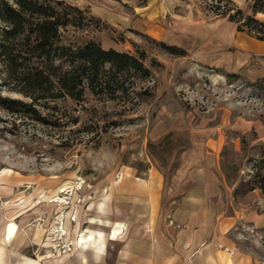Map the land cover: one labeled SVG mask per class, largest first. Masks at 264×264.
Returning <instances> with one entry per match:
<instances>
[{"label":"rangeland","instance_id":"1","mask_svg":"<svg viewBox=\"0 0 264 264\" xmlns=\"http://www.w3.org/2000/svg\"><path fill=\"white\" fill-rule=\"evenodd\" d=\"M39 1L72 20L60 29V45L95 42L139 59L149 75L122 74L97 92L85 83L83 98L74 100L58 82L63 60L51 67L33 51V37L11 41L13 62L0 59V172L16 178V236L30 239L16 253L34 260L72 253L77 236L91 229L104 233V249L115 254L140 225L134 220L142 210L130 204L146 200L150 174L160 178L165 216L188 176L209 167L229 201L222 211L240 216L232 241L264 261V225L246 218H264V193L246 192L264 153V92L251 86L264 77V43L221 16L231 8L249 14L250 1L114 0L133 27L145 12L143 29L110 26L74 0ZM5 29L0 22V36ZM57 197L63 203L52 202Z\"/></svg>","mask_w":264,"mask_h":264},{"label":"crops","instance_id":"2","mask_svg":"<svg viewBox=\"0 0 264 264\" xmlns=\"http://www.w3.org/2000/svg\"><path fill=\"white\" fill-rule=\"evenodd\" d=\"M72 2L78 8H88L110 26L127 29L134 25L131 14L118 11L114 0ZM147 17L141 12L136 21L138 27L133 29H143ZM195 173L188 176L190 184L185 191L170 201L172 208L165 216L161 215L160 178L150 174L147 186L141 192L146 200L130 204L142 210L141 217L134 220L140 225L126 233L115 254L106 248L78 247L72 253L34 260L16 253L20 250H16V246L26 247L30 239L27 242L24 236L17 235V238L16 231L13 236L9 235L8 224L13 222L16 226V178H6L5 172H0V264H264L251 253L238 249L232 241L230 236L240 216L235 211L232 215L222 211L229 201L223 200L222 181L217 171L208 167ZM154 178L155 186L151 184ZM246 218L256 226L264 225L261 216Z\"/></svg>","mask_w":264,"mask_h":264},{"label":"trees","instance_id":"3","mask_svg":"<svg viewBox=\"0 0 264 264\" xmlns=\"http://www.w3.org/2000/svg\"><path fill=\"white\" fill-rule=\"evenodd\" d=\"M249 1V14H244L240 9L233 12L231 8L224 10L221 16L234 23L237 32L246 33L264 43V21L256 18L257 15H264V0ZM0 22L6 28L0 36V59L13 62L11 41L23 36L30 43L33 37V51L44 57L51 67H55L57 59L66 64L67 69L60 72L58 82L64 94L74 100L83 98L85 83L92 92H97L98 89L110 88V83L122 74L134 72L149 75L139 59L113 49L104 50L95 42H88L76 49L60 45V29L70 25L72 20L48 3L39 0H13V4L1 1ZM159 44L171 55H185L176 46ZM225 78L235 79L236 75H225ZM251 86L264 92V77ZM252 170L253 176L246 183V192L260 190L264 193V153L254 160Z\"/></svg>","mask_w":264,"mask_h":264},{"label":"bare ground","instance_id":"4","mask_svg":"<svg viewBox=\"0 0 264 264\" xmlns=\"http://www.w3.org/2000/svg\"><path fill=\"white\" fill-rule=\"evenodd\" d=\"M156 183H157L156 179L155 178L152 179L151 184L155 186ZM66 191H68L67 187L59 189L58 192L60 194H63ZM52 202L63 203V200H60V197H57L55 200H52ZM89 223L103 224V222L97 219H91ZM15 228H16V233H17V226H15L14 224H10V227H9L10 236H13ZM120 228H121V225L117 224L116 227L113 229L112 234L110 235V238L115 239V237L120 233ZM104 240H105V235L102 231L86 229L80 235L77 236L76 243L82 248H94L95 250H103L104 245H105Z\"/></svg>","mask_w":264,"mask_h":264}]
</instances>
